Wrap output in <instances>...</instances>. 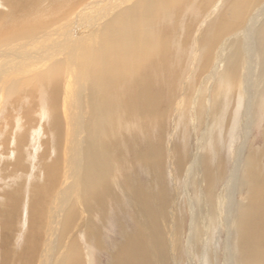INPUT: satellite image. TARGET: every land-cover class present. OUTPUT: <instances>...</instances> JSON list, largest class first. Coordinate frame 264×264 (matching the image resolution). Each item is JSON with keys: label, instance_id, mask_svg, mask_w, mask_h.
<instances>
[{"label": "bare ground", "instance_id": "1", "mask_svg": "<svg viewBox=\"0 0 264 264\" xmlns=\"http://www.w3.org/2000/svg\"><path fill=\"white\" fill-rule=\"evenodd\" d=\"M15 1H20L15 7L22 11L19 15L46 17L1 25L0 87L5 88L14 78L24 83L20 86L25 88L29 104L48 110L47 134L52 143L51 155L42 150L41 161L34 168V174L40 175L31 178L30 205L23 210L29 217L27 256H21L26 263L105 264L95 253L97 247L110 254L108 264H185L190 256L199 257L198 264H264V164L258 162L260 154L256 150L244 156L245 148L240 149L234 177L223 190H228L232 181L237 183L236 171L245 163L238 183L247 187L250 195L238 211L221 202V214L216 206L221 178L214 174L224 165L210 162L204 150L213 151L212 155L215 152V161L220 162V145L234 138L238 125L244 123L247 128L259 119H254L252 112L238 117L243 100L239 95L236 102L233 95L238 87L241 93L256 92L259 117H264V0H49L52 8L59 4L58 11L51 10L53 14L42 0ZM205 12L208 16L200 26L189 21L183 29L176 20L182 13L193 20ZM83 35L89 38L85 40ZM71 56L82 61L77 73L64 61ZM210 65L213 70L207 73ZM71 73L75 74L69 78L72 83H64V79L62 85V74ZM88 80L95 91L86 87ZM14 88L9 84L5 96ZM192 92L196 93L195 124L186 106ZM233 102L238 106L231 113ZM174 110L177 118L172 116ZM179 127L184 138H188V128L202 135L197 139L194 161L186 170V152L176 139ZM151 132L158 139H151ZM25 144L16 140L15 151L4 157L6 163L1 167L10 171L9 185L21 190L25 185L16 180L31 173L25 159L33 158ZM169 155L175 157L173 161ZM172 167L184 175L185 186H201L202 205L189 207L192 218L184 242L187 249L183 248L186 225L181 222L185 218L181 205L172 207L168 202L171 192L165 173L170 174ZM135 169L149 175L146 182L133 179ZM179 185L182 189V183ZM14 198L0 200L1 239L23 229L18 226L21 218L25 219L23 206L16 205ZM115 210L119 216L124 214L120 217L131 219L133 226L115 223L120 227V239L110 240L108 251L104 235L112 226L110 212ZM223 222L234 228L235 236L231 244H225L222 258L215 235ZM5 251L1 249L0 264H8Z\"/></svg>", "mask_w": 264, "mask_h": 264}, {"label": "rangeland", "instance_id": "2", "mask_svg": "<svg viewBox=\"0 0 264 264\" xmlns=\"http://www.w3.org/2000/svg\"><path fill=\"white\" fill-rule=\"evenodd\" d=\"M6 1V0H5ZM4 0H0V12L2 13H0V27H1V25L2 24H4V25H6L8 22H15V23H25V22H27L28 20H30L31 19V17H33L34 19H40V18H44V16L46 17V15L45 14H42V15H38V14H30L29 15V13H26V14H24L23 16L22 15H19L20 13H22V11L20 10V11H17V10H15V7L18 5H20L19 3H20V1H15V2H12V0H7V3L5 2ZM40 1V0H39ZM47 0H42L41 2L43 3V4H45V5H48V7L49 6H51L50 7V13H51V10L52 11H54V12H56V11H58L57 9V7L59 6V4L58 5H56L55 4V7L53 6V8H52V2L51 1H47ZM66 2L68 1V0H65ZM65 1H64V4H66L65 3ZM3 2V3H2ZM17 2V3H16ZM24 2V1H23ZM67 6V5H66ZM66 6L64 5L62 8H66ZM13 7V8H12ZM46 7V6H45ZM47 7V8H48ZM60 7H61V5H60ZM55 8V9H54ZM57 8V9H56ZM10 10H11V12H10ZM5 11V12H4ZM49 13V14H50ZM206 13H208V12H205V15L204 16H201L200 18H197V19H195V18H193V20H192V18L190 17V18H188L187 17V15L185 14V13H182L181 15H179V17H178V19L176 18V20H177V22L179 23V24H181V25H183V29H184V26L186 25V23L188 24V22L189 21H191V25L192 26H200L201 25V23H203V20H205L206 18H207V14ZM15 14V15H14ZM47 15H49L48 13H46ZM51 14H53V13H51ZM8 15V16H7ZM18 15V16H17ZM34 15V16H33ZM186 15V16H185ZM5 16V17H4ZM17 16V17H16ZM26 16H27V18H26ZM40 16H42V17H40ZM30 17V18H29ZM39 17V18H38ZM21 18H23V20L21 19ZM189 20H188V19ZM3 19V20H2ZM174 19H175V17H174ZM179 19H180V21H179ZM186 19H187V21H186ZM27 20V21H26ZM193 23V24H192ZM83 36H85V35H83ZM86 38H85V40H87L88 38H89V36H85ZM76 46H77V44H75ZM75 46V47H76ZM76 48H78V47H76ZM81 49L79 48L78 49V51H79V53H81V51H80ZM74 56V55H73ZM74 57H70L69 59L68 58H64V61H65V63H66V61H67V63H69L70 64V67L71 68H73L74 70H75V72L77 73L78 71H77V65L78 64H81L82 63V61H78V59L77 58H74V62L72 61V62H70L72 59H73ZM65 59H68V60H65ZM71 59V60H70ZM70 60V61H69ZM78 62V63H77ZM213 63H214V61H213ZM74 64V65H73ZM82 65V64H81ZM214 65V64H213ZM69 66V65H68ZM219 67V66H217V65H214V67ZM75 67V68H74ZM211 68V69H210ZM209 70L208 71H206L207 73H210L212 70H213V66H211L210 65V67L208 68ZM74 74V73H73ZM72 73L70 74V75H64V74H62V76H61V78H60V80H61V82L62 81H64V79H65V81H64V83L66 82V83H72V82H70V79L72 78V77H74V75H73ZM64 77V78H63ZM70 78V79H69ZM10 80V79H9ZM8 80V81H9ZM90 80H88V82H89ZM23 82V81H22ZM87 82V86L86 87H88V88H91L90 90H93V91H95L94 89L95 88H92V84H91V82H89L88 83ZM18 83V84H17ZM21 83V81H15V78L14 79H12V80H10L9 82H8V84H6L5 85V88H3L2 86L0 87L1 89H3V90H1L0 91V100H1V102H0V107H2V108H0V130H2V131H0V160H2V162L0 161V200L3 198V199H10V198H13V197H15L14 198V200L15 201H18V203L16 204V205H22L23 207H22V209H21V211H22V214L24 215V217H25V214H24V212H23V210H24V208H25V205H30V202H29V199H28V196H29V198H30V189H31V186L34 184V182L33 183H31V178L33 177V176H37V177H39V175H40V173L38 174V175H35L34 174V168H35V166H36V164L37 163H39V161H41V154H42V150H44V151H46L47 152V155H51V152H49L48 150H51L52 149V143H51V141H49V140H51V139H49V138H51L50 137V131H49V125H47V124H49V120H47L48 119V117H47V115H48V110H46V108H42V106L40 107V105H36V106H31V104H29L30 103V101H29V98H28V95L26 96V93H25V88H23V86L21 87L20 85H23L24 83H22V84H20ZM9 84H12V85H15V88H14V92H12V93H10V95L9 96H5V94L7 95V93H8V90L6 89V88H8V85ZM62 85H63V82H62ZM7 86V87H6ZM69 86H71V85H69ZM17 87V88H16ZM19 87V88H18ZM21 87V88H20ZM87 88V89H88ZM241 87H238V89L236 90V92L233 94L234 95V97H235V100H236V102H238V100H237V98L238 97H240L241 95H242V102H241V105H240V107H239V111H238V117H244L243 115H245L246 116V114L248 115V114H250L249 112H252V114H253V116H254V119L256 118V117H258L259 119H257L256 118V120H254L255 122H252L251 124H249V126L247 127V128H250V129H248V134L246 133L247 131V128H245L244 127V123H243V125H238V129H237V131H236V135H233V137L234 138H231V140H230V138H228V140H226V143H223V145H220L221 146V148L219 149L220 151H219V153H221V161L219 162V160L217 161H215V158H217L218 156H216L215 155V152H214V154L212 155V154H210V152H213V151H209V149H204L208 154H207V156L211 159V160H209L210 162H213V164H218V166H221V165H224V166H222V168H219V172L217 173V174H214V175H218V174H220V178H221V180L218 182V187H217V192L216 193H218L219 194V196H220V198L218 199V203L216 204V206H217V208L219 209V212L222 214V206H221V202H223V205H227V204H230V205H233L234 206V209H236L237 211L240 209V206L242 207V205L241 204H243V206H246L245 205V203L247 204V200H248V197H249V195L250 194H248V192H249V190H248V188L247 187H245L244 185L242 186V183H238V181H241V179H240V177L241 178H243V174H244V172H245V163H242L241 164V168L239 169V170H237L236 172L238 173V175H239V178H238V181H237V183H234V181H232V185H231V187H229L228 188V190H223V188H225L230 182H231V180L233 179V177H234V174H233V171L235 170V167L237 168V166H234L235 164L237 165V156H238V154H239V152H241V150H243L244 148H245V153H244V156H246V155H248L249 153H251V152H255L256 150V152L257 153H259L260 155H259V157L257 158L258 159V162L259 163H261V164H264V152H262V151H264V117H262V116H260L259 117V114H260V112H259V110L261 109L260 108V102H259V97L257 96V94H256V92H254V91H252V92H250V93H246V92H244V93H241L240 91H241V89H240ZM16 90V91H15ZM24 90V91H23ZM240 90V91H239ZM4 91V92H3ZM86 92V91H85ZM215 93V91L214 92H212V95ZM238 95V96H237ZM240 95V96H239ZM249 95V96H248ZM17 98H16V97ZM190 97H188V101L186 102L187 103V107H188V109H187V111H188V116L189 117H192V120L193 119H197V112H195V109H194V100H195V96H196V93H195V95H194V93L192 92L190 95H189ZM243 96H245V97H243ZM253 96H254V98H253ZM20 97V98H19ZM255 97H256V99H255ZM2 98V99H1ZM4 98H5V100H4ZM7 98H9V99H7ZM180 98H181V96H179L178 95V98H177V103L180 101ZM244 98H246V99H244ZM25 99V100H24ZM28 99V100H27ZM32 100V99H31ZM175 100V99H174ZM249 100H251V102L249 101ZM255 100V101H254ZM16 101V102H15ZM22 101V102H21ZM33 101V100H32ZM252 101H253V103H252ZM172 102V104L173 105H175L174 103H176V102H173V101H171ZM16 103V104H15ZM192 103H193V105H192ZM234 103V102H233ZM245 105H243V104ZM249 103H251V104H249ZM256 103H257V105H256ZM26 104V105H25ZM37 104V103H36ZM41 104V103H40ZM171 104V105H172ZM8 105H10V106H8ZM19 105H20V107H19ZM192 105V106H191ZM259 105V106H258ZM4 106V107H3ZM237 103H234L233 104V107H231V113L233 112V111H235L236 110V108H237ZM250 106H252V108L250 107ZM14 107V108H13ZM192 107V108H191ZM242 107H244V108H242ZM246 107V108H245ZM13 108V109H12ZM40 108V109H39ZM249 110H248V109ZM254 108V109H253ZM1 109H3L2 111H1ZM16 109V110H15ZM29 109V110H28ZM37 109V110H36ZM6 110V111H5ZM42 110V111H41ZM190 110V111H189ZM254 110H257V112H255ZM192 111H194V113L192 112ZM244 112V113H243ZM2 113V114H1ZM47 113V114H46ZM230 113V114H231ZM43 114V115H42ZM177 114H178V111H173V113H172V116L173 117H176L177 118ZM193 114V115H192ZM241 114V115H240ZM3 115V116H2ZM9 115H11V117H9ZM41 115H42V117H41ZM8 116V117H7ZM16 116V117H15ZM14 117V118H13ZM18 117V118H17ZM20 117V118H19ZM230 117V115L228 116V118ZM262 117V118H261ZM24 118V119H23ZM6 119V120H5ZM10 119V120H9ZM11 119H12V121H14V122H12L11 121ZM15 119V120H14ZM18 119V120H17ZM22 119V120H21ZM191 119V118H190ZM9 120V121H8ZM23 121V122H22ZM12 122V123H11ZM22 122V123H21ZM30 122V123H29ZM6 123V124H5ZM14 123V124H13ZM40 123V124H39ZM192 123L193 124H195L196 122H195V120H193L192 121ZM257 123V124H256ZM1 124H3L4 126L3 127H1ZM42 124V125H41ZM190 124H191V121H190ZM242 124V123H241ZM40 125V126H39ZM256 125V126H255ZM7 126V127H6ZM20 126H21V128H20ZM42 126H43V128H42ZM38 127H39V129H38ZM242 127V128H241ZM3 128V129H2ZM4 128H5V130H4ZM18 129V130H17ZM171 128H169V130H170ZM246 129V130H245ZM4 130V131H3ZM21 130V131H20ZM38 130H40V131H38V134H37V131ZM46 130V131H45ZM181 127H179L178 129H177V136H176V139L179 141V143L181 144V146L182 147H184V149H185V155H184V157L186 156V157H188L187 159H186V157H185V165H184V167H185V170L188 168V167H190L191 166V164L193 163L192 161H194V156L196 155V152H197V150H198V138H201L202 139V135H201V131H196V132H193V131H191L189 128H188V138H184V132H181ZM34 131H36V132H34ZM239 131V132H238ZM34 132V133H33ZM3 133V134H2ZM35 133H36V135H35ZM47 133H49V134H47ZM237 133H240V134H237ZM243 134V135H242ZM18 135V136H17ZM33 135V136H32ZM38 138L37 140H36V137ZM40 135V136H39ZM48 135V136H47ZM227 135V134H226ZM45 136V137H44ZM228 136V135H227ZM244 136H245V138H244ZM44 137V138H43ZM150 137H151V139H153L154 141L156 140V139H158V138H155V134L153 133V132H151L150 133ZM248 137V138H247ZM27 138V139H26ZM34 138V139H33ZM41 138H43V139H41ZM247 138V139H246ZM8 139V140H7ZM49 139V140H48ZM16 140H22V143H25L26 142V144H25V146L27 145H29L30 147H28V149L30 150V152H32V154H33V158H32V156L31 157H29V159L26 157V164L28 165V164H30V165H28V170H31V173L30 174H28V173H26L27 175H24L23 177H25V178H22V179H19V181L18 180H16V182L18 183V185H25V187H24V189H20L19 187V189H16L17 188V186L16 185H9V183H8V181H11L12 179H11V174H10V171L6 168H1V167H3L2 165L4 164V163H6V159H4V157H6V156H9L13 151H15V147L13 146V143H15L16 142ZM32 140V141H31ZM197 141V142H196ZM244 141V142H243ZM2 142V143H1ZM30 142H31V144H30ZM38 142H39V144H38ZM44 142V143H43ZM246 142V144H245V147H243L242 145H244V143ZM46 143V144H45ZM39 145V148H40V150H39V148H38V150H33V148H35L36 146H38ZM203 144H204V142H203ZM231 144H233V145H231ZM8 145V146H7ZM36 145V146H35ZM42 145V146H41ZM230 145V147H228ZM6 146H7V148H6ZM242 146V147H241ZM251 146V147H250ZM33 147V148H32ZM27 148V147H26ZM197 148V149H196ZM243 148V149H242ZM196 149V150H195ZM202 149V148H201ZM241 149V150H240ZM28 150V151H29ZM189 151V152H188ZM194 151H195V153H194ZM261 151V152H260ZM192 152H193V154H192ZM246 152H248V153H246ZM31 154V155H32ZM219 155V154H218ZM212 156V157H211ZM214 156V157H213ZM216 156V157H215ZM220 156V155H219ZM3 159H2V158ZM54 157V156H53ZM168 157H170V158H172V161L174 160V156H168ZM190 158V159H189ZM208 158V159H209ZM212 158H213V160H212ZM234 159V160H233ZM29 160V161H28ZM33 160V161H32ZM39 160V161H38ZM169 161H171V159L169 160ZM34 162V163H33ZM190 162V163H189ZM243 162H244V160H243ZM170 163V162H169ZM174 166V165H173ZM33 167V168H32ZM175 167V166H174ZM174 167H172L173 168V170L170 172V174L167 172V173H165V178L167 179V181H168V192H171V193H169L168 194V202H170V205L173 207V205H181V210H182V213H183V217L185 216V218H182V215H181V212H180V214L179 213H177L178 214V216H179V218L178 219H180V218H182V223H183V226L184 225H186V226H184V229L186 228V230H184L183 229V233L185 234L184 235V238H183V248H185V246H186V244L185 243H187V242H185L186 241V236H187V233H189V231H188V225H189V219L191 220V218H192V214H191V212H190V206L191 205H196V206H198V205H202L199 201H201V199H200V197H201V195H200V191H201V186H199L200 184H198V185H196V186H194V188H192V186H189V185H184L185 183H184V181H183V176L184 175H182L180 172H174ZM139 169H141V168H138V170ZM4 170V171H3ZM32 170H33V172H32ZM213 170V169H212ZM221 170H223V171H221ZM3 171V172H2ZM8 171V172H7ZM123 171H125V170H123ZM122 171V172H123ZM135 171H136V173H135ZM135 171L133 172V176H134V178L133 179H139L140 181H144V182H146V180H147V178H146V176L148 177L149 175H146V174H144V172L141 170V171H137V169H135ZM221 172V173H220ZM137 173H138V176H137ZM139 173H140V175H139ZM210 179L212 178V176H213V172L210 170ZM34 174V175H33ZM135 174V175H134ZM174 174V175H173ZM178 174V175H177ZM233 174V175H232ZM119 175H120V173H119ZM130 175H131V173H130ZM169 175V176H168ZM171 175V176H170ZM28 176V177H27ZM175 176H177V177H175ZM180 176H182V177H180ZM37 177H36V179H37ZM140 177V178H139ZM170 177V178H169ZM172 177V178H171ZM29 178V179H28ZM124 178V177H123ZM178 178V179H177ZM11 179V180H10ZM28 179V180H27ZM180 179V183H179V181H177V180H179ZM26 180H27V182H26ZM171 180H173V182L175 183V185H173L174 183L172 182V184H171ZM122 181H123V179H122ZM229 181V182H228ZM170 182V183H169ZM207 182H209V180L207 181ZM207 182H205L204 183V185H206V183ZM8 183V184H7ZM31 183V184H30ZM182 183V189L179 187L180 185L179 184H181ZM184 183V184H183ZM210 183V182H209ZM235 184H236V187H235V189H234V186H235ZM166 185H167V183H166ZM177 185V186H176ZM184 185V186H183ZM238 185V186H237ZM172 186H174V187H172ZM197 186H199V187H197ZM11 187V188H10ZM173 189H171V188ZM211 188L209 185L207 186V188ZM240 189H239V188ZM197 188V189H196ZM15 189V190H14ZM183 190V191H181V190ZM5 190V191H4ZM11 190V191H10ZM178 192H177V191ZM194 190H196L197 191V193H198V191H199V193L198 194H196L195 193V191ZM223 190V191H222ZM232 190V191H231ZM9 191V192H8ZM12 191H15V192H12ZM25 193H23V192ZM29 193H28V192ZM225 191V192H224ZM235 193H234V192ZM5 194H4V193ZM18 192V193H17ZM19 192H20V194H19ZM241 192V193H240ZM18 195H17V194ZM22 193V194H21ZM172 193H173V195H172ZM228 193V194H227ZM183 194V195H182ZM225 194H227V195H225ZM231 194V195H230ZM11 195H12V197H11ZM15 195V196H14ZM21 195V196H20ZM190 195V196H189ZM23 196V197H22ZM173 196V197H172ZM175 196V197H174ZM195 196V197H194ZM20 199H19V198ZM178 197V198H177ZM182 197V198H181ZM216 197H217V194H216ZM23 198V199H22ZM171 200H174V201H170V199ZM229 198V199H228ZM22 199V200H21ZM178 199L180 200V201H178ZM187 199V200H186ZM198 199V200H197ZM228 199V200H227ZM247 199V200H246ZM194 200V201H193ZM221 200V201H220ZM227 200V202H225ZM230 200V201H229ZM20 201H21V203H20ZM193 201V202H192ZM113 203V205H115V202L114 201H112ZM199 202V203H198ZM178 203V204H177ZM226 203V204H225ZM241 203V204H240ZM5 205H6V201H5ZM131 205V204H130ZM240 205V206H239ZM33 206H35V205H31V207H33ZM192 206V207H193ZM130 206H127V208H129ZM226 207V206H225ZM239 208V209H238ZM243 208V207H242ZM131 209V207L129 208V210ZM133 209V208H132ZM131 209V210H132ZM233 211H235V210H233ZM189 212V213H188ZM27 213V212H26ZM115 213V214H114ZM110 218L112 219L111 220V223H112V226L111 227H109L108 228V230H107V233H105V243H106V245H108V247H107V249L106 250H108V249H111V243L112 242H110V240L112 241H114L115 239H116V237L118 238L119 236H118V234L120 233V230H119V226H116L115 225V223H118V225H121V223L122 224H124V225H127V226H133V223L131 222V219L129 220V219H127V217H124V218H122L123 217V215L124 214H120V216H122V217H120L119 216V211H118V213H117V210H115V211H112V212H110ZM114 216H116V218L113 217ZM189 216H190V218H189ZM28 218L29 217H25V219H23V218H21L22 219V221L19 223V227H23V229L21 230L20 229V231L18 230V229H16L15 231H14V236L13 235H8V236H4L3 237V239H1L2 238V234H1V232H0V261H1V258L3 257V253L1 252V249H5L6 251H5V255H6V262L8 263V264H16V263H18V264H27L26 263V261H25V259H23L24 257H26L27 255H26V253H25V251H24V249H25V246L27 245L26 244V240H27V235H28V231H29V220H28ZM115 221H114V220ZM126 220V221H125ZM181 220V219H180ZM1 222V221H0ZM187 222V223H186ZM125 223H127V224H125ZM6 224V223H5ZM7 224H8V222H7ZM6 224V225H7ZM0 225H2V222L0 223ZM28 225V226H27ZM114 225V226H113ZM221 227V228H220ZM219 227V231L216 233L217 235H215V238H217L216 240H219V241H216V243H218L217 244V249H218V251H221V254H223V255H221L222 256V258L224 257V251H223V249H224V247H225V244L226 245H228V244H231V242H232V240H231V238L233 237V236H235V234H234V228H229L228 226H227V224L225 223V222H223V224H222V226H220ZM113 230V231H112ZM220 230H221V232H220ZM17 231V232H16ZM17 233V234H16ZM110 234V236H107V235H109ZM230 235V236H229ZM237 235V234H236ZM22 237V238H21ZM110 237H112V238H110ZM237 237V236H236ZM110 238V239H109ZM222 238V239H221ZM107 239H108V241H107ZM118 239H120V238H118ZM118 239H117V241H118ZM233 239V238H232ZM221 240V241H220ZM229 240V241H228ZM185 242V243H184ZM214 244H215V242H214ZM234 246L236 245V240H234V242L232 243ZM23 247V248H22ZM215 247V246H214ZM220 247V248H219ZM19 248V249H18ZM236 248V247H235ZM235 248H234V251L236 252L237 251V249L235 250ZM16 249V250H15ZM185 249H187V248H185ZM11 250V251H10ZM95 253L99 256V259L100 260H102V262H104L105 264H108V262H109V258H110V254L108 253L107 254V252H103L100 248H97V247H95ZM98 250H101L102 251V253L103 254H100V252L101 251H98ZM16 251V252H15ZM109 251V250H108ZM23 252V253H22ZM19 253H20V255H19ZM187 253V251L185 250V254ZM185 254H184V257H185ZM18 255H19V257H18ZM22 255H24L23 256V258L21 257ZM12 256V257H11ZM97 256V257H98ZM220 256V257H221ZM17 257V258H16ZM8 258H10V259H8ZM21 258H22V260H21ZM187 258V260H188V257H186ZM185 258V259H186ZM16 259V260H15ZM197 259H199V257L198 258H196V256H190V258H189V260H188V264H198V261L200 260H197ZM186 260V261H187ZM220 260H221V258H220ZM11 261V262H10ZM14 261V262H13ZM22 261V262H21ZM107 261V262H106ZM186 261H185V264H186ZM235 262V261H234ZM97 264H100V262L99 263H97ZM235 264H236V262H235Z\"/></svg>", "mask_w": 264, "mask_h": 264}]
</instances>
